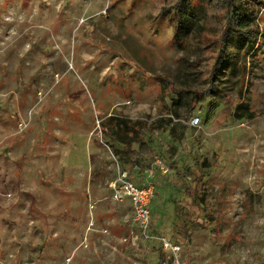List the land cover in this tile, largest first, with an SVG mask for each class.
<instances>
[{
  "label": "rangeland",
  "instance_id": "obj_1",
  "mask_svg": "<svg viewBox=\"0 0 264 264\" xmlns=\"http://www.w3.org/2000/svg\"><path fill=\"white\" fill-rule=\"evenodd\" d=\"M170 5L0 0V264H157L112 198L127 143L168 264H264V7L255 50L215 74L223 12L176 40Z\"/></svg>",
  "mask_w": 264,
  "mask_h": 264
},
{
  "label": "trees",
  "instance_id": "obj_2",
  "mask_svg": "<svg viewBox=\"0 0 264 264\" xmlns=\"http://www.w3.org/2000/svg\"><path fill=\"white\" fill-rule=\"evenodd\" d=\"M171 0L169 6V13L175 22V38L179 40L181 33H193L194 35H201L206 31L208 20L217 15H209V11L217 9L223 12L224 25L220 35V47L217 52V63L214 67V73L218 68L230 61L235 53L232 50L237 46L240 50L245 49L246 53H252L256 48L258 28L257 19L260 12L259 7H264V0ZM181 39V38H180ZM214 74V75H215ZM244 104L241 105L243 107ZM235 115H239L236 113ZM127 126V121L125 122ZM134 130H137L133 127ZM106 135L109 139L116 142H123L118 138L114 131H107ZM141 132V130H140ZM137 142L141 141L139 136L133 139ZM140 151H135L127 143L125 152L127 157L125 161L131 164L138 160ZM115 152L116 149H115ZM188 192V188L186 187ZM196 220H185V225L177 230V237L183 239L187 238L189 233L193 230ZM178 241V240H177ZM157 264H168L167 257L162 251L161 247H157Z\"/></svg>",
  "mask_w": 264,
  "mask_h": 264
},
{
  "label": "built area",
  "instance_id": "obj_3",
  "mask_svg": "<svg viewBox=\"0 0 264 264\" xmlns=\"http://www.w3.org/2000/svg\"><path fill=\"white\" fill-rule=\"evenodd\" d=\"M199 124V116H194L190 119L192 127H197ZM161 170L164 173L167 172V169L162 165ZM112 190V198L114 200H129L132 208V226L136 231L135 237L145 243L156 241L163 251L171 255H175L180 251L178 244L152 231L151 201L154 196V185L151 181L136 185L130 180L128 171L120 168L118 178L112 183Z\"/></svg>",
  "mask_w": 264,
  "mask_h": 264
},
{
  "label": "crops",
  "instance_id": "obj_4",
  "mask_svg": "<svg viewBox=\"0 0 264 264\" xmlns=\"http://www.w3.org/2000/svg\"><path fill=\"white\" fill-rule=\"evenodd\" d=\"M169 142H171V143H169ZM151 143H152V141H151ZM167 143L170 145V146H172L173 147V144H172V140L170 139V140H168L167 141ZM119 144H121V143H119ZM177 144H178V142H177ZM152 145V144H151ZM131 146V145H130ZM132 147V146H131ZM126 148V147H125ZM175 148V147H174ZM132 149H134L135 151H139L140 150V147H139V149H135V148H133L132 147ZM145 155H144V152H143V150L142 151H140V154H139V157H138V160L135 162V163H133V164H131V163H129V162H126L125 161V158L124 159H122V162H123V166L121 167V168H123V169H125V170H127L128 171V173H129V176H130V178L131 177H136V174H138L139 172H140V167L138 166V164H140L141 162H142V160H144V157ZM176 158V156H173L172 157V160L173 159H175ZM156 165H158L159 167H160V169H161V165L163 166V164H162V162H161V160H158L157 159V161H156ZM144 171H146V169L144 170ZM162 172V171H161ZM146 173V172H145ZM145 173H143V178L141 179V180H138L139 182H137V181H135L136 183H138V185H141V184H143L144 182H146V181H151L152 183H153V185H154V192H155V190L157 189L156 187H155V180H156V178L155 177H153V179H154V181H152V179L151 178H149L148 177V174L146 175ZM181 177V176H180ZM158 178V177H157ZM151 179V180H150ZM177 183V182H176ZM166 185H167V183H161L160 184V186L161 187H166ZM174 185H175V182H174ZM187 188H188V186H186ZM185 187V188H186ZM191 188H193V187H191ZM191 188H188V192L186 191V189L184 190V192H183V196L182 195H180V196H178L177 197V202H182V200H184V198H186L187 199V197H190L191 196V194H190V191H191ZM151 211H152V206H151ZM151 214H152V212H151ZM153 220V219H152ZM157 247H160V245L158 244V245H156ZM163 251V250H162ZM164 252V254L166 255V257H167V254H169L168 252H166L165 253V251H163Z\"/></svg>",
  "mask_w": 264,
  "mask_h": 264
}]
</instances>
